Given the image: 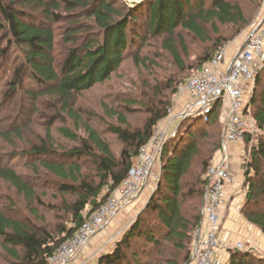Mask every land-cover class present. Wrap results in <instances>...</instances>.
<instances>
[{"label":"trees","instance_id":"obj_1","mask_svg":"<svg viewBox=\"0 0 264 264\" xmlns=\"http://www.w3.org/2000/svg\"><path fill=\"white\" fill-rule=\"evenodd\" d=\"M245 1L255 4V7L258 5L257 0H153L148 6L147 31L154 36H163V48L178 64L181 62L175 39L180 40L183 50L187 49L177 28L202 43L213 41L216 49L204 54L200 60L202 66L227 41V38L220 36V27L237 26L235 32H240L249 24L254 14L251 19L246 18L243 8ZM19 5L39 6L48 19L51 16L58 17L56 10L67 13L86 11L101 31V39L95 38L84 46L69 48L57 68L52 55V30L26 20L29 14ZM131 15L130 12L122 15L112 0H0V54L8 50V47L19 48L24 53V62L13 70L7 94L14 93L26 77L44 85L51 84L45 93L57 97L64 112L72 116L78 128L82 125L85 134L78 135L69 128L60 127L59 133L76 141L77 145L56 153L43 141L29 151L36 160L34 168L39 170L41 167L45 173L59 179V191L71 196L70 200L63 202V209L70 213L73 226H63L60 229L62 237L56 240L46 229H40L0 210V239L12 255L16 254L14 249H20L22 255L19 264L47 263L56 248L122 183L140 145L148 140L154 124L167 113L169 103L163 102L165 108L152 109L143 130L110 126V131L124 144L119 156L115 157L100 133L88 123L81 124L79 114L73 110L72 102L77 93L108 79L119 66L129 41L126 27ZM3 42L6 47H1ZM133 58L137 60V56ZM180 84L172 89L173 93ZM249 105L261 135L250 149L245 171V202L241 212L249 223L264 234V67L254 79ZM218 106H213L210 115L217 112ZM210 115L206 124L211 123ZM118 116L125 123L123 116ZM216 118L217 114L212 123ZM199 119L203 121L201 116ZM191 135L188 131L187 137L192 138ZM2 138H8V134L0 132V140ZM220 146L221 140L215 148L220 149ZM167 147L163 148L160 173L145 205L116 240L113 249L101 254L95 264H146L147 260H141V254L147 256L154 251V248L146 249V244H152L156 249L155 264L189 262L192 236L201 220V195L205 188L201 175H204L212 158L209 157L207 165L203 161L202 166L206 165L204 172L202 167L200 173L195 175L196 181L187 186L185 177L191 172L196 149L192 144H184L177 150L172 146L171 151ZM84 157L94 163L97 182L83 174L85 162L79 160ZM0 179L10 184L25 200L36 198L33 186L13 167L0 166ZM104 190L106 192L102 194ZM187 200L190 201L187 208H184L183 204ZM138 241H144L145 244L136 248L137 252L128 254L127 250L133 249V245L140 243ZM225 264H264V255L251 250H232Z\"/></svg>","mask_w":264,"mask_h":264},{"label":"rangeland","instance_id":"obj_2","mask_svg":"<svg viewBox=\"0 0 264 264\" xmlns=\"http://www.w3.org/2000/svg\"><path fill=\"white\" fill-rule=\"evenodd\" d=\"M112 2L122 15L132 13L126 27L129 41L123 53L124 57L108 79L75 95L72 102L73 110L79 114L80 123H88L95 128L108 142L114 156L118 157L124 144L110 131V126L143 130L151 117V110L158 108L161 110L165 108L162 103L168 102L166 115L154 126L167 122L166 134L176 130L173 136L166 139L164 145H168L167 148L170 151L172 146H175L177 150L184 144H192L196 149L192 157L191 172L185 177V184L191 186L196 181L195 175L199 174L203 167V161L207 162V165L210 161L209 157L213 160L218 156L219 149L215 146L220 140L222 142L226 118L224 110L219 105L217 112L210 115V124H206L205 119L201 122L198 115L185 117L182 120L177 119L175 93L172 89L196 73L201 68L200 60L204 54L214 52L216 45L213 41L202 43L177 28L176 31L182 36L187 49L183 50L180 40L175 39L181 67V64L176 63L163 48V36H154L147 31L148 6L153 0H112ZM256 4L259 6L255 7L253 3L243 2L246 18L251 19L253 14L254 16L240 32H235L237 26L220 27V36L227 38L223 45L224 51H227V59L237 51L235 49L238 46L245 42L251 30L264 20V8L262 9L264 0H257ZM19 8L29 14L26 20L42 24L52 30L54 34L52 55L57 68L61 65L69 48L84 46L95 38L101 39V31L95 26L93 19L88 17L86 11L67 13L56 10L58 17L51 16L48 19L39 6L19 5ZM1 47H6V43L3 42ZM133 56H137V60ZM22 62H24V53L19 48L8 47V50L0 54V132L8 134V138L0 140V166L13 167L33 186L36 198L32 201L25 200L10 184L0 179V210L40 229H46L57 240L62 237L60 229L63 226L65 228L73 226L70 213L63 209V202L70 200L71 196L59 191V179L45 173L41 167L39 170L34 168L36 160L29 151L43 141L56 150V153L77 145L76 141L69 140L59 133L60 127L69 128L78 135L85 134L82 125L78 128L72 116L64 112L57 97L45 93L51 84L44 85L26 77L24 83L14 93L7 94L13 70ZM249 95L250 93L246 92V101H249ZM118 114L123 116L125 123L120 121ZM216 114V121L212 123ZM246 119L248 123L254 122L249 117ZM186 131L192 133V138L187 137ZM260 135L261 132L255 127L252 135H247L248 138L240 144L228 145L232 155L235 153V160L239 161L240 181H237V188L240 190V199L237 206L240 210L245 202V171L250 158V149L257 143ZM79 161L85 162L83 174L97 182L94 163L87 157ZM159 173L160 162H156L137 195L140 196L138 203L143 201L142 205L131 210V214H125L124 221L114 227V230L110 226L99 233L79 250L68 264H95L101 254L111 251L116 240L122 236L145 205L156 185ZM105 192L106 190L102 194ZM189 201L183 204L184 208H187ZM138 242L140 243L133 245V249L127 250L128 254L137 252L136 248L145 244L144 241ZM144 247L151 250L154 248V251L147 256L141 254V260H147L146 264H155L157 256L155 247L152 244H146ZM14 251L16 254L12 255L0 239V264H19L22 253L20 249H14ZM258 252L264 255V235Z\"/></svg>","mask_w":264,"mask_h":264},{"label":"built area","instance_id":"obj_3","mask_svg":"<svg viewBox=\"0 0 264 264\" xmlns=\"http://www.w3.org/2000/svg\"><path fill=\"white\" fill-rule=\"evenodd\" d=\"M225 58L224 49L218 50L175 91L177 119L198 115L207 121L216 104L224 110L226 118L219 154L203 175L201 220L194 234L189 264H224L219 255L226 245L220 234L224 208L230 194L240 196L228 145L240 144L256 127L251 122V107L245 94L264 67V20L251 30L244 46L228 62ZM248 117L251 123H248ZM167 124L152 127L148 140L140 145L122 183L56 248L46 264H68L93 237L108 227L120 209L138 195L155 163L160 162L166 139L176 132L166 134ZM233 248L247 251L252 246L248 242H237Z\"/></svg>","mask_w":264,"mask_h":264},{"label":"crops","instance_id":"obj_4","mask_svg":"<svg viewBox=\"0 0 264 264\" xmlns=\"http://www.w3.org/2000/svg\"><path fill=\"white\" fill-rule=\"evenodd\" d=\"M263 8L264 7H262V9ZM240 46H238V48H236L235 50H238ZM234 53L231 56H229V58L227 59L228 57L227 51H225L226 62H228L233 57ZM252 88H253V84H249L247 92L250 93L249 95L250 97L252 94ZM230 156H231L230 163L234 170V174L236 178L235 186L237 187L238 186L237 181H240L239 161L235 160V153L232 155L231 149H230ZM139 197L140 196L135 197L127 206L120 209L113 217L107 228L111 226V229L114 230V227H117L119 224H121L124 221V219L126 218L125 214L129 215L131 214V210L133 211L139 208L138 206H141L143 202L141 201L140 203H138V200L140 199ZM239 199L240 196H234L230 194L228 197V204L224 208V218L222 221V229L220 234L222 239L226 241V245L224 248H222L219 251V255L221 256L222 260L225 263L228 261L231 251L235 250L233 247L237 242H248L252 246L250 250L258 254L261 244L263 243L264 234L260 231L258 227H256L255 225L249 223L246 219H244V217L241 214V210L237 209L236 203L239 202L238 201ZM95 237H93L92 239H94ZM91 240L89 242H91Z\"/></svg>","mask_w":264,"mask_h":264},{"label":"water","instance_id":"obj_5","mask_svg":"<svg viewBox=\"0 0 264 264\" xmlns=\"http://www.w3.org/2000/svg\"><path fill=\"white\" fill-rule=\"evenodd\" d=\"M263 21V20H262ZM247 40V39H246ZM245 40V42H246ZM245 42L239 47L238 51L244 46Z\"/></svg>","mask_w":264,"mask_h":264},{"label":"bare ground","instance_id":"obj_6","mask_svg":"<svg viewBox=\"0 0 264 264\" xmlns=\"http://www.w3.org/2000/svg\"><path fill=\"white\" fill-rule=\"evenodd\" d=\"M133 1V0H132ZM136 1V0H135Z\"/></svg>","mask_w":264,"mask_h":264}]
</instances>
